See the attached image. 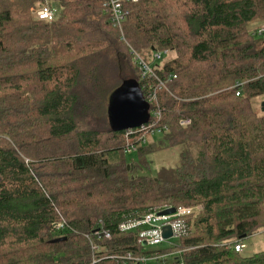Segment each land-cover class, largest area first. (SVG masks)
<instances>
[{
	"label": "trees",
	"instance_id": "trees-1",
	"mask_svg": "<svg viewBox=\"0 0 264 264\" xmlns=\"http://www.w3.org/2000/svg\"><path fill=\"white\" fill-rule=\"evenodd\" d=\"M44 3L60 7L52 22L36 18ZM103 3L0 0V264H143L171 252L143 250L119 225L196 206L172 264H264V251L232 248L264 234V112L252 105L264 98V38L248 29L264 21V0L125 5L134 52L148 63L169 52L152 65L167 90L141 79ZM127 80L143 99L154 87L166 127L159 146L137 148L138 164L124 131L91 122L108 118L109 86ZM162 146L179 147L178 165L138 174Z\"/></svg>",
	"mask_w": 264,
	"mask_h": 264
},
{
	"label": "built area",
	"instance_id": "built-area-1",
	"mask_svg": "<svg viewBox=\"0 0 264 264\" xmlns=\"http://www.w3.org/2000/svg\"><path fill=\"white\" fill-rule=\"evenodd\" d=\"M139 1L141 0H104L103 8L105 14L108 15L110 25L113 29L118 31V33L120 34V40L124 43H126V41L123 34V25L125 23L128 12L125 9V5L135 4ZM56 12L57 11L54 7L48 5L47 3H44L37 7V9L35 10V15L36 18L40 21L52 22L53 20H55ZM252 34L256 36L263 35L264 27H260ZM127 46L130 49V55L132 57L134 65L139 69L141 73V79H154L158 82L159 90H167V81H162L157 78L152 69V65L157 62H161L166 56H168L169 52L167 50L154 51L151 57L152 63H148L141 56L135 53L128 44ZM175 78L176 76H171V79ZM235 86H240V84L238 83ZM236 95L238 96L239 93H236ZM144 101L149 104L148 120L145 124L141 125L138 128L128 129L124 131L126 138V143L123 150L124 154L137 151L138 147H142L148 144L149 139L151 140L156 135L162 136L166 131V127L159 125L161 120V112L158 109L157 95L154 87H150V93L147 98L144 99ZM189 124L190 120L186 118H182L179 121V125L181 127H186ZM133 134H136L137 136L135 138H131ZM174 210V213L171 215H159L160 212H151L139 218L121 223L119 225V231L121 233H135L140 244L142 245L143 250H145L146 247H158L162 245L163 242L167 241L162 237V229L164 227H170L172 237H179L185 232L187 228L185 223L186 217H194L199 211L196 207H178L177 209L174 208ZM103 236L108 240L110 239V235L108 233L103 234ZM232 248L236 253H240L245 248V246L244 244H242V242H238L233 244ZM164 257H166V255L157 253L153 257L139 258L136 260L141 261L144 264L149 260L160 261V259ZM126 258L130 259L131 257L130 255H127Z\"/></svg>",
	"mask_w": 264,
	"mask_h": 264
},
{
	"label": "rangeland",
	"instance_id": "rangeland-1",
	"mask_svg": "<svg viewBox=\"0 0 264 264\" xmlns=\"http://www.w3.org/2000/svg\"><path fill=\"white\" fill-rule=\"evenodd\" d=\"M53 7L56 9L55 18L58 17L60 13V7L57 4H52ZM258 27H264V21L254 22L248 25V29L252 30ZM259 38H264V34L260 35ZM169 57V56H168ZM126 70V69H125ZM119 84V81L112 83L109 88L113 89ZM119 88V87H118ZM109 89V92L111 91ZM115 89V90H116ZM111 97V96H110ZM110 97L108 99L110 100ZM264 98H257L252 101L253 108L256 112H261V103L263 102ZM106 108V103H104ZM81 126H85V123L88 121L83 120ZM97 122L96 126L99 129H108L111 128L109 119L105 116V118L91 121ZM162 139V136H154L151 140L149 139V143H153L159 146V142ZM149 145L146 144L145 148H148ZM179 147H172V148H165L162 146V149L149 151L144 155V160L146 161L148 167L138 172L140 175H149V176H156L158 171L165 167V168H174L178 165L179 160ZM125 159L129 164H138L140 159V154L137 151L132 153L125 154ZM197 210H201V206H196ZM198 211V212H199ZM197 212V213H198ZM242 244H244L245 248L240 252L242 257H250L256 253L264 251V234L262 232H258L250 237H247L242 240ZM179 245V238L174 236L169 240L163 242L162 245L158 247H146L145 250H165L166 252H171L166 254V257L160 259V262L156 260H149L144 264H172L173 259L176 257L178 253L176 247Z\"/></svg>",
	"mask_w": 264,
	"mask_h": 264
},
{
	"label": "water",
	"instance_id": "water-1",
	"mask_svg": "<svg viewBox=\"0 0 264 264\" xmlns=\"http://www.w3.org/2000/svg\"><path fill=\"white\" fill-rule=\"evenodd\" d=\"M149 104L146 103L136 82L127 80L111 95L108 107V119L113 131L135 129L148 120ZM261 112H264V102L261 103ZM174 208L164 210L159 215H171ZM162 237L168 240L172 237L170 227L162 229ZM243 239V238H242Z\"/></svg>",
	"mask_w": 264,
	"mask_h": 264
}]
</instances>
